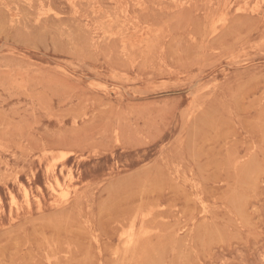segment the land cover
Returning a JSON list of instances; mask_svg holds the SVG:
<instances>
[{"label":"rangeland","instance_id":"374dc122","mask_svg":"<svg viewBox=\"0 0 264 264\" xmlns=\"http://www.w3.org/2000/svg\"><path fill=\"white\" fill-rule=\"evenodd\" d=\"M0 264H264V0H0Z\"/></svg>","mask_w":264,"mask_h":264},{"label":"bare ground","instance_id":"6f19581e","mask_svg":"<svg viewBox=\"0 0 264 264\" xmlns=\"http://www.w3.org/2000/svg\"><path fill=\"white\" fill-rule=\"evenodd\" d=\"M70 3V2H69ZM41 5V4H40ZM56 17V16H55ZM256 78V77H255ZM122 107V106H121ZM131 136V135H130ZM135 136V135H134ZM133 136V137H134ZM48 152V151H47ZM260 164V163H259ZM145 167V166H144ZM152 169V168H151ZM242 171V170H241ZM120 181H122V180H120ZM244 184V183H243ZM245 185V184H244ZM199 189V188H198ZM144 193V192H143ZM142 193V194H143ZM61 194V193H60ZM233 194V193H232ZM199 195V194H198ZM202 195V194H201ZM197 198V197H196ZM215 199V198H214ZM213 199V200H214ZM142 202V201H141ZM203 203H205V202H203ZM82 204V203H81ZM102 206V205H101ZM206 210V209H205ZM59 215V214H58ZM55 217V216H54ZM50 220H52V218L50 219ZM88 220V219H87ZM177 220V219H176ZM142 227V226H141ZM229 229V228H228ZM10 230V229H9ZM84 230V229H83ZM92 233V232H91ZM129 233V232H128ZM98 235V234H97ZM132 236H134V235H132ZM129 237H131V236H129ZM133 238V237H132ZM131 240V239H130ZM132 241V240H131ZM134 241V240H133ZM132 243V242H131ZM90 244V243H89ZM113 244V243H112ZM167 248V247H166ZM50 250V249H49ZM128 250V249H127ZM128 261V260H127ZM130 261V260H129Z\"/></svg>","mask_w":264,"mask_h":264}]
</instances>
